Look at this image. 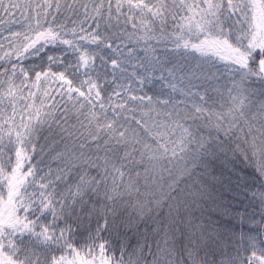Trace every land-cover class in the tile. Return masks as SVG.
Segmentation results:
<instances>
[{"label": "snow or ice", "instance_id": "obj_1", "mask_svg": "<svg viewBox=\"0 0 264 264\" xmlns=\"http://www.w3.org/2000/svg\"><path fill=\"white\" fill-rule=\"evenodd\" d=\"M0 264H264V0H0Z\"/></svg>", "mask_w": 264, "mask_h": 264}]
</instances>
